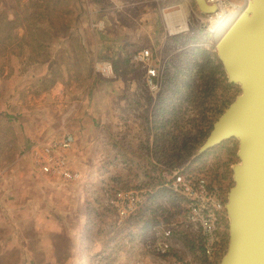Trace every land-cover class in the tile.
I'll use <instances>...</instances> for the list:
<instances>
[{"label": "rangeland", "instance_id": "obj_1", "mask_svg": "<svg viewBox=\"0 0 264 264\" xmlns=\"http://www.w3.org/2000/svg\"><path fill=\"white\" fill-rule=\"evenodd\" d=\"M180 4L188 26L171 32L164 14ZM211 22L195 0H0V264H219L227 219L219 256L178 227L168 253L152 247V226L183 215L164 186L172 168L204 173L226 198L233 184L235 139L199 153L240 92ZM143 47L161 67L155 90L130 62ZM65 134L71 146L52 154L77 176L33 170L25 146L41 151ZM127 188L148 196L134 220L118 223L108 196Z\"/></svg>", "mask_w": 264, "mask_h": 264}, {"label": "water", "instance_id": "obj_2", "mask_svg": "<svg viewBox=\"0 0 264 264\" xmlns=\"http://www.w3.org/2000/svg\"><path fill=\"white\" fill-rule=\"evenodd\" d=\"M195 2L203 13L216 10L207 0ZM248 5L216 48L227 81L240 92L199 148L202 153L227 139L237 141L225 202L228 244L219 264H264V0Z\"/></svg>", "mask_w": 264, "mask_h": 264}, {"label": "built area", "instance_id": "obj_3", "mask_svg": "<svg viewBox=\"0 0 264 264\" xmlns=\"http://www.w3.org/2000/svg\"><path fill=\"white\" fill-rule=\"evenodd\" d=\"M209 1L214 0H207ZM130 62L142 68L144 82L150 90H155L158 87L161 67L151 49L143 47L133 51ZM97 68L103 75L112 72L110 64L101 63ZM73 140L72 134H65L60 140L41 146V151L34 145L31 150L34 165L42 173L58 175L65 180L74 179L77 174L67 168L64 156L52 154L53 150L69 148ZM164 186L181 201L183 215L177 222L179 224L168 225L158 222L152 226L155 236L152 247L155 252L162 255L168 253L172 245L174 228L178 227V230H184L191 240L199 244L203 254L208 257L219 256L223 248V226L227 219L226 193L224 194L204 173L185 165L172 168L164 176ZM147 196L143 189H117L108 196L107 203L114 208L118 223L132 221L144 207Z\"/></svg>", "mask_w": 264, "mask_h": 264}, {"label": "bare ground", "instance_id": "obj_4", "mask_svg": "<svg viewBox=\"0 0 264 264\" xmlns=\"http://www.w3.org/2000/svg\"><path fill=\"white\" fill-rule=\"evenodd\" d=\"M208 3L215 4L216 6V10L212 13H207V17L212 19L210 30L214 34V45L215 48H217V45L222 39L225 32L229 30V28L238 20L242 13L247 9L250 0H242V2L238 4H233L224 0H214L213 2L209 1ZM164 18L167 22V27L171 32H175L182 29L185 30L188 26L186 13L183 5H181V9L177 11L173 10L165 13Z\"/></svg>", "mask_w": 264, "mask_h": 264}, {"label": "crops", "instance_id": "obj_5", "mask_svg": "<svg viewBox=\"0 0 264 264\" xmlns=\"http://www.w3.org/2000/svg\"><path fill=\"white\" fill-rule=\"evenodd\" d=\"M27 148H28V146H25V151L28 152V154H30V152H31V150H32V147H30V148H28V149H27ZM23 149H24V148H23ZM21 152H24V150H23V151L20 150V153H21ZM20 153H19V154H20ZM30 155H31V154H30ZM33 164H34V163H33ZM33 164H32V166H33V170H35L36 172H40V173H41V171L38 169V167H36V166L33 165ZM42 174H43V173H42ZM15 194H16V190H15ZM25 200H26V204H25V207H26V208H28V205H29V206L33 205V203H30V200H29V199L26 198ZM0 201H4V199H2V200H0ZM30 210H32V209H30Z\"/></svg>", "mask_w": 264, "mask_h": 264}, {"label": "trees", "instance_id": "obj_6", "mask_svg": "<svg viewBox=\"0 0 264 264\" xmlns=\"http://www.w3.org/2000/svg\"><path fill=\"white\" fill-rule=\"evenodd\" d=\"M196 50H198V48H195V50H194V51H196Z\"/></svg>", "mask_w": 264, "mask_h": 264}]
</instances>
